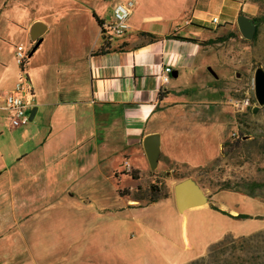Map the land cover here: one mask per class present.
I'll return each instance as SVG.
<instances>
[{"label":"crops","instance_id":"1","mask_svg":"<svg viewBox=\"0 0 264 264\" xmlns=\"http://www.w3.org/2000/svg\"><path fill=\"white\" fill-rule=\"evenodd\" d=\"M124 1L100 0L93 5L71 0L49 14L24 19V9L18 6L15 11L8 0H0V20L9 13L7 19L23 32L17 46L30 51L31 39L26 40L30 26L36 21L46 25L23 71L19 65L13 71L0 52V103L24 74L32 85L27 114L34 109L32 120L11 126L10 112L0 108V264L170 262L172 216L162 218L160 233L151 219L142 216L143 208L160 202L141 206L132 191L120 195L114 181L129 184L132 190L143 173L151 170L142 144L151 133L160 135L157 166L179 162L180 155L171 152L170 146L162 151L159 122L166 117L159 111L170 95L182 90L188 69H199L196 61L206 51L205 44L169 35L215 39L210 44L217 46L231 33L229 25L244 3L133 0L129 28L111 39L107 52L93 54L102 42L100 28L97 25L93 32L75 14L86 13L95 26L93 15L108 24L115 4ZM213 16L219 17L218 25L210 23ZM221 23L228 27L218 32ZM52 36L58 38L56 48L49 47ZM166 65L172 72L169 82L162 84L160 73ZM171 136L174 138L167 135L165 141L173 139ZM197 152L193 158L203 164L191 169L212 160ZM127 166L134 170L135 178L127 173ZM188 178L203 191L201 205L179 209L174 188L163 199H173L168 210L178 216L184 247L201 248L192 255L190 261H194L204 256L210 244L232 236L230 227L238 221L211 205L231 216L242 212L235 205L211 201L208 188L194 177ZM232 194L253 199L261 210L247 214L264 217V199L257 201L239 191Z\"/></svg>","mask_w":264,"mask_h":264},{"label":"rangeland","instance_id":"2","mask_svg":"<svg viewBox=\"0 0 264 264\" xmlns=\"http://www.w3.org/2000/svg\"><path fill=\"white\" fill-rule=\"evenodd\" d=\"M69 1L71 0H8L10 5L12 3L15 6V11L18 10V6L24 9L26 13L23 16L24 19L49 14L62 3ZM83 1L94 5L100 0ZM235 1L244 3V8L239 14H244L251 19L264 18V0ZM232 4L235 5V3ZM6 14L0 20V52L1 58L15 71L18 65L15 61L17 42L23 39L24 35L22 30H18L19 28L7 19ZM75 16L88 23L93 32L98 29L97 24L95 26L88 22L86 13H76ZM226 27L228 26L221 23L218 32ZM228 29L234 37H226L217 46L205 44L206 52L196 61L199 69H188V78L186 77L182 90L170 95L169 103H165L166 106L159 111L166 117L165 121L159 122L163 137L162 151H167L170 146L171 152H177L178 156L180 155L177 159L179 162L171 166H157L152 171L148 170L143 173L138 186L132 190L128 188L129 184L118 185L120 189L123 187L129 192L132 191L133 196L139 198L137 202L141 206L150 204L147 201L150 184L154 183L162 193L169 196L173 193L177 182L194 177L200 186L208 188L211 201L217 204L224 203L227 207L235 205L242 213H255L260 209V205L254 203L253 199L232 193L244 192L257 201L264 199V104L257 103L253 90L255 69L257 67L264 69V21L259 22L257 33H254L251 39L242 37L236 18L232 20ZM206 32H203L204 37L207 36ZM1 38L6 44L1 42ZM28 38L29 36L26 40ZM57 40L55 36L50 37L49 47L56 48ZM30 42L28 46L32 49L36 41L30 40ZM10 45L14 47L13 51L10 50ZM26 61L21 68H24ZM167 135H173L174 138L171 136L173 139L168 138L165 141ZM169 139L170 145H168L169 142L167 143ZM220 143L222 145L218 154ZM196 150L197 153H201L200 155L206 154L209 160H212L202 168L191 169L194 164H203L201 160L196 161L193 158ZM204 150H206L205 153L202 152ZM250 150L254 151L253 155L250 154ZM127 171L129 175L134 174L132 168ZM252 182L261 183V185L252 187L250 186ZM172 200L168 202L167 199L160 198L157 200L160 203L142 209L143 218L151 219L160 233L162 218L172 216L175 222L174 248L170 262L160 260L159 264H196L195 262H199L200 259L190 260L194 259L192 255L199 252L201 248L194 247L193 250H187L184 247L177 227L178 216L168 210ZM262 228H264V217L238 219L236 224H232L230 229L234 233L232 236L236 239V248L225 252V255L233 253L229 264H259L261 262L264 264V229ZM190 230L192 235L194 231L191 228ZM255 234L261 235L247 242H240L241 236ZM183 239L187 242L185 232ZM206 253L207 251L203 253L204 256ZM117 259L119 262V258ZM218 264L226 263L220 261Z\"/></svg>","mask_w":264,"mask_h":264},{"label":"water","instance_id":"3","mask_svg":"<svg viewBox=\"0 0 264 264\" xmlns=\"http://www.w3.org/2000/svg\"><path fill=\"white\" fill-rule=\"evenodd\" d=\"M236 23L242 37L251 39L255 33V24L253 19L245 16L244 14H238L236 16ZM46 25L42 22H34L29 29V37L32 41H36L34 47L30 50L28 57L32 54L35 47L38 45L40 39H38L45 31ZM253 90L254 96L259 105L264 104V69L257 67L253 76ZM34 115V109L30 112L29 121L32 120ZM149 168L154 170L158 163V154L160 147V135L159 133H151L144 137L142 141ZM174 193L176 204L179 209L188 207L191 204L203 201L204 194L199 186L193 183L189 178H185L177 182L174 186ZM200 194H202L200 198Z\"/></svg>","mask_w":264,"mask_h":264},{"label":"built area","instance_id":"4","mask_svg":"<svg viewBox=\"0 0 264 264\" xmlns=\"http://www.w3.org/2000/svg\"><path fill=\"white\" fill-rule=\"evenodd\" d=\"M134 6L133 0H127L115 4L113 8V20L108 24H104L110 31L112 36H121L129 28L128 18ZM213 25L219 24V17L213 16L210 19ZM27 48L19 45L16 47L15 61L21 67L28 58ZM23 71V68H21ZM172 69L166 65L160 73V81L162 84H167L170 80ZM32 96V85L26 75L22 74L16 84L4 95L0 108L10 112V125L17 126L29 121V114L26 109L28 106L27 98ZM247 104V102L245 103ZM130 167L127 166L129 170Z\"/></svg>","mask_w":264,"mask_h":264},{"label":"trees","instance_id":"5","mask_svg":"<svg viewBox=\"0 0 264 264\" xmlns=\"http://www.w3.org/2000/svg\"><path fill=\"white\" fill-rule=\"evenodd\" d=\"M94 19L97 23V25L100 28V33H101V38H102V42L100 44V46L93 52V54H103L106 51V48L109 46V43L111 41V39L114 37L110 34V31L107 27L104 26V22L102 20H100L99 18H97L95 15ZM253 20L255 21V25H256V30H255V34L257 33V27L259 25V22L264 21V18H258V17H253ZM172 38H176V39H181V40H186V41H192V42H199L200 44H210L213 43L215 41V39H209L206 41H198L197 39H193V38H188V37H183V36H179V35H169ZM154 37V36H153ZM227 38H231L234 37V35L232 33H230L229 35L226 36ZM130 176L132 178H135L134 174H130ZM254 184V185H253ZM117 188H118V183H116ZM261 183H250V186L252 187H258L260 186ZM120 195H125V194H130L129 191L123 189L118 188L117 190ZM167 197L166 193H162L160 188H157V185H155L154 183L149 185V196L147 201L152 203V202H156L157 200H159L160 198H165ZM211 207L213 209H216L218 211H220L223 214H226L230 217H233L235 219H247V218H252L253 216L247 213H238L235 216H231L229 213L218 209L217 207L211 205ZM261 234H255L254 236L252 235H246V236H241L240 237V242H247L249 240H252L255 237L260 236ZM239 242V241H238ZM236 239L231 236V235H226L224 236L221 240L214 242L212 244H210V246L208 247L207 253L205 256L200 257V261H196V264H218L220 261H225L226 264H229L230 262V257L233 253H229V255H225V252L227 251H233L236 248ZM229 256V257H227ZM259 264H263L262 262Z\"/></svg>","mask_w":264,"mask_h":264},{"label":"bare ground","instance_id":"6","mask_svg":"<svg viewBox=\"0 0 264 264\" xmlns=\"http://www.w3.org/2000/svg\"><path fill=\"white\" fill-rule=\"evenodd\" d=\"M201 196H202V194H200V198H201ZM201 200H199V202H197V203H195V204H191V205H189V206H195V205H199V204H201Z\"/></svg>","mask_w":264,"mask_h":264}]
</instances>
